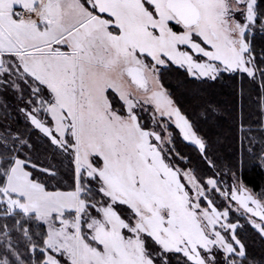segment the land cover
Returning <instances> with one entry per match:
<instances>
[{"label": "snow or ice", "instance_id": "1", "mask_svg": "<svg viewBox=\"0 0 264 264\" xmlns=\"http://www.w3.org/2000/svg\"><path fill=\"white\" fill-rule=\"evenodd\" d=\"M253 104L264 0H0V264H264V186L176 144Z\"/></svg>", "mask_w": 264, "mask_h": 264}, {"label": "trees", "instance_id": "2", "mask_svg": "<svg viewBox=\"0 0 264 264\" xmlns=\"http://www.w3.org/2000/svg\"><path fill=\"white\" fill-rule=\"evenodd\" d=\"M251 116L247 118L245 127L247 128V121L251 120L252 131L241 132L236 123H232L231 127H224L219 130L218 136H214L216 141L214 148L211 150V155L215 159L217 167L215 169L209 167L200 156L195 147L185 143L177 136L176 144L178 150L184 154L191 156L193 163L207 175L226 176L230 171H236L238 163L243 159V166L240 169L241 177L245 183L251 187L256 188L257 191L264 186V166L259 164V156L264 151V132L259 131L258 125L254 122L259 117L256 106L253 104L251 109ZM13 121L23 123L22 118L13 115ZM255 139H252V138ZM249 235H252L249 233ZM256 250H259V242H256Z\"/></svg>", "mask_w": 264, "mask_h": 264}, {"label": "rangeland", "instance_id": "3", "mask_svg": "<svg viewBox=\"0 0 264 264\" xmlns=\"http://www.w3.org/2000/svg\"><path fill=\"white\" fill-rule=\"evenodd\" d=\"M22 118V117H21ZM22 121H23V118H22ZM186 143V142H185ZM188 144V143H187ZM191 145V144H189ZM193 146V145H191ZM194 147V146H193ZM216 174H219V173H215ZM219 178L222 180V181H225L226 183L230 182V177H229V174H226V176H223V175H220L219 174Z\"/></svg>", "mask_w": 264, "mask_h": 264}]
</instances>
